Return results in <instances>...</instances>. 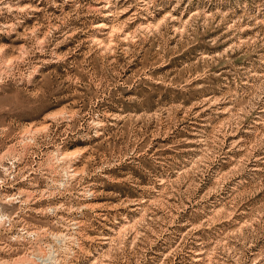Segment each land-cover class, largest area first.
<instances>
[{"label":"rangeland","instance_id":"obj_1","mask_svg":"<svg viewBox=\"0 0 264 264\" xmlns=\"http://www.w3.org/2000/svg\"><path fill=\"white\" fill-rule=\"evenodd\" d=\"M0 264H264V0H0Z\"/></svg>","mask_w":264,"mask_h":264}]
</instances>
